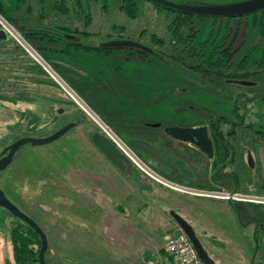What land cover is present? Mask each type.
<instances>
[{"label":"rangeland","instance_id":"obj_1","mask_svg":"<svg viewBox=\"0 0 264 264\" xmlns=\"http://www.w3.org/2000/svg\"><path fill=\"white\" fill-rule=\"evenodd\" d=\"M1 1L6 5L0 6V20L42 61L15 33L0 42V152L21 137H46L74 123L50 143L23 144L0 171L6 198L47 237L45 262L163 261L166 238L177 230L169 215L174 211L194 228L209 257L221 259L218 264L235 258L264 264V203L231 199L241 194L264 200V11L218 20L177 15L148 0H130L133 15L121 9L123 0H76L81 10L74 0ZM64 4L68 12L62 14ZM32 22L88 33L79 42L90 47L138 42L168 64L135 48L95 50L17 29ZM238 48L232 66L214 67L218 56L229 59ZM232 74H247L254 84L230 81ZM218 117L226 121L220 125L223 134L233 125L235 134L228 139L232 161L228 155L215 169L213 159L190 153L185 144H169L162 129L147 127L199 124L210 130ZM103 123L134 153L135 163L120 155V166L115 165L97 147L93 136L106 137ZM170 155L198 163L191 186L161 173ZM29 229L0 207V264L15 260L13 233L29 238ZM31 240L28 248L38 251L39 237Z\"/></svg>","mask_w":264,"mask_h":264},{"label":"water","instance_id":"obj_2","mask_svg":"<svg viewBox=\"0 0 264 264\" xmlns=\"http://www.w3.org/2000/svg\"><path fill=\"white\" fill-rule=\"evenodd\" d=\"M154 4L161 5L163 7L175 10L177 12L185 13V14H193V15H201V16H212V17H237L244 16L259 12L264 10V0H242L233 3L227 4H175L169 2L167 0H148ZM22 29L24 31H42L48 32L51 34L58 35L60 37L69 39L71 36L62 31H58L56 29L46 27V26H38V25H26L23 26ZM8 35L5 31L0 29V42L8 40ZM105 48L113 47V48H137L142 51H149V48L133 41H115L108 44L102 45ZM241 85L249 86L254 83L251 81H240L238 82ZM74 126L73 122H69L64 126L60 127L50 135L42 138L35 137H21L7 147L2 149L0 152V171L4 170L11 162L16 151L26 143L31 145H44L50 143L63 134H65L69 129ZM149 128L153 129H162L163 133L168 137H171L175 140H179L181 142H187L195 147H197L202 153L206 154L207 157L211 158L213 155V146L211 139L208 136L207 126L200 125L196 127L191 126H177V125H166L164 126L162 123H156L153 125H147ZM93 140L96 143L97 147L102 151V153L108 157L115 165H119L120 162V154L118 150L102 135H94ZM248 161L252 166V159L249 155ZM0 207L8 211L10 215L15 218H18L26 225H28L39 237L40 247L38 250V263L39 264H47L44 260V253L47 250L48 243L47 237L42 231V229L27 215L21 212L12 202H10L3 191L0 189ZM177 227L182 230L186 236L189 238L192 243L197 256L202 264H212L213 260L209 257L208 253L200 243L194 228L179 214L174 211H170L169 214Z\"/></svg>","mask_w":264,"mask_h":264},{"label":"trees","instance_id":"obj_3","mask_svg":"<svg viewBox=\"0 0 264 264\" xmlns=\"http://www.w3.org/2000/svg\"><path fill=\"white\" fill-rule=\"evenodd\" d=\"M75 2V5L77 6V9L81 10V4H79V2H76V0H74ZM131 2L130 0H123L122 1V4H123V7L121 8L125 13H128L129 15H133L131 14ZM154 4V3H153ZM65 5V4H64ZM156 5L157 7H160V8H164L168 11H171V12H174L176 13L177 15H181V16H188V17H198V18H211V19H218V20H221V19H241V18H244V17H248V16H254L256 17V15L258 13H263L264 10H261L259 12H256V13H253V14H249V15H244V16H237V17H212V16H201V15H193V14H185V13H181V12H177L175 10H172V9H169V8H166V7H163L161 5H157V4H154ZM56 11V9H55ZM62 14H65L68 12V8L66 7V5L63 7L62 9ZM86 23H89V18H88V15H86ZM23 26H26V25H19L17 26V29L19 31H21L22 33H25L26 36H30V37H38V38H41L43 39L44 37L45 38H52V37H56L58 39H62V40H65L67 42V44H71V45H79V46H82L84 48H93L95 50H100V49H109L110 47L108 48H105L103 46H98V47H90V46H87L85 44H82V42L80 41L79 42V39L81 38H86L89 34L88 33H85V32H78V31H69L68 28L64 27V28H59L57 30L59 31H62L64 33H67L69 34L71 37L69 39H66V38H63V37H60L58 35H55V34H51V33H48V32H42V31H34V32H30V31H24L22 29ZM176 26V25H175ZM173 26V27H175ZM55 29V28H54ZM226 29V27H225ZM260 31L264 33V28L261 27L260 28ZM70 32H74V33H70ZM227 33V29L225 31ZM235 39V36L232 38V42L230 44V46H228L227 48H225V52L229 51V49L231 48L232 49V46H233V40ZM149 48V47H148ZM112 49V48H111ZM128 49V48H127ZM238 49L236 50H233L232 51V54L230 55L229 59L227 58H216L214 60V67L217 68L219 66H222L223 64H227L230 62V66H232V59H233V55L237 52ZM149 51L152 52L153 54H150V55H153L154 57L158 58V59H161V60H164L166 61L165 63L168 64V61L167 59H164L160 54H158L156 51H154L153 49L149 48ZM264 52V51H263ZM193 57H195V55H193ZM226 57V56H224ZM212 58H215V54L213 55ZM248 61V60H247ZM247 63V62H245ZM246 65V64H245ZM240 64H238L237 66L235 67H239ZM218 69V68H217ZM235 69V68H234ZM235 75V74H234ZM233 74L230 76L229 80L230 81H235V82H240V81H249L250 79L246 78L247 74H244L242 75L241 77H235ZM234 114L237 115V109L235 107V111H234ZM222 123H226V121H224L222 119V117H218L216 122L214 124H212V126L209 128V132H210V138L212 140V143H213V154H214V157H213V160H212V168L215 169L216 166H219V165H223L224 164V159L226 157H228L231 149H232V145L229 143V138H233L234 137V134H235V126L233 125L232 128H229L227 130V132H225L226 136L223 134V132L221 131V127L220 125ZM242 124V123H240ZM164 126H166L167 124H163ZM199 125V124H197ZM247 127L250 129L251 128V124L247 125ZM231 161V160H230ZM31 229V228H30ZM29 229V238L27 237H22L19 235L18 232H15L13 233L12 235V238H13V253H14V263L15 264H39L38 263V251L34 252L33 249L31 248H28V245L31 244L32 240L31 238L32 237H37L38 235L31 229ZM169 258L168 256L165 254V257L163 259V262L164 261H167Z\"/></svg>","mask_w":264,"mask_h":264},{"label":"built area","instance_id":"obj_4","mask_svg":"<svg viewBox=\"0 0 264 264\" xmlns=\"http://www.w3.org/2000/svg\"><path fill=\"white\" fill-rule=\"evenodd\" d=\"M1 22L2 23L0 25L2 27H0V29L5 31L9 37H11L13 33L19 36L18 31L15 30L10 24L6 23L5 21L4 22L1 21ZM19 39H20L19 41L22 42L31 51V53L33 52L32 57L35 58L38 63H39L38 60L42 61L41 57L35 51H33V49L24 41L23 38L19 36ZM99 126L105 132L104 133V135L106 136L105 138H107L108 141L118 150L119 154L122 157L126 158L127 160H131L132 162L135 163L136 157L134 153L121 142V140L118 138L115 132L112 129H110L108 126H106L104 123ZM139 168L143 172L147 173L146 171H144L142 166H139ZM229 197H225V198H229ZM237 197H245V196H242L241 194H237L236 196L231 195V199L236 200ZM245 198H251L254 200H263V198H257V197H245ZM164 252L169 258L167 261L164 262L153 261V262H149V264H202L189 238L180 229H177L175 232H173L170 236L166 238L164 244Z\"/></svg>","mask_w":264,"mask_h":264},{"label":"crops","instance_id":"obj_5","mask_svg":"<svg viewBox=\"0 0 264 264\" xmlns=\"http://www.w3.org/2000/svg\"><path fill=\"white\" fill-rule=\"evenodd\" d=\"M4 3H5L4 1L2 2L0 0V6H2V8L6 5V3L5 4ZM28 25H37V23L32 22V23H28ZM148 129H149V127H148ZM165 138L168 140L169 144L170 143L172 144L173 142L185 144V143H182V142L175 140L171 137H168L167 135H165ZM186 146H189V145H186ZM188 151L190 153L195 152V155H198V153H199L198 150L194 149L193 147H190V149H188ZM170 156H174V157H171L170 159H166L165 165L163 167H165L167 170L166 171L163 170V171H161V173H164V175L168 179H172L173 181H176V182L182 183V184H184V182H185L186 183L185 185L191 186L192 185L191 182H195V180H196L195 177L198 176V173L196 171L198 163L197 162H194V163L191 162L192 160H189V158L186 160H182V159H177L180 157H177L175 155H170ZM207 187H212V186L207 185ZM211 259L216 264H218L221 261L220 258H218L216 256H212V255H211ZM9 262H10L9 264L14 263L13 261H9ZM228 262H226V263L224 262V264H229ZM231 264H248V263H246L244 260H242V258H235Z\"/></svg>","mask_w":264,"mask_h":264},{"label":"flooded vegetation","instance_id":"obj_6","mask_svg":"<svg viewBox=\"0 0 264 264\" xmlns=\"http://www.w3.org/2000/svg\"><path fill=\"white\" fill-rule=\"evenodd\" d=\"M137 49V48H136ZM138 51H140V52H142V53H147V54H153L152 52H144V51H142V50H140V49H137ZM177 126H185V125H177ZM191 127H196V126H200V125H190ZM188 127V126H187ZM208 128V127H207ZM208 130V129H207ZM208 136H209V138H210V132H209V130H208ZM211 139V138H210ZM179 141V140H178ZM181 142V141H180ZM211 142H212V140H211ZM182 143H185L186 145H189L190 147H193L194 149H196V150H198V152L200 153V154H202V155H204L205 157H207L206 156V154H204V153H202L197 147H195V146H193V145H191V144H189V143H187V142H182ZM212 146H213V143H212ZM213 157H214V154L212 155V157L211 158H209V157H207L208 159H213ZM232 155H229V159L232 161ZM220 177V176H219ZM219 178H216V179H214L215 181L216 180H218ZM181 186H185V187H188V185H185V184H182V183H179ZM172 185H174V186H176V187H180L179 185H176V184H172ZM236 186V185H235ZM237 187V186H236ZM204 188V187H203ZM208 188V187H207ZM209 189V188H208ZM210 192V191H209ZM257 203H259V202H257ZM5 210V209H4ZM8 212V211H7ZM199 239V238H198ZM199 241H200V239H199ZM200 243H201V241H200ZM202 244V243H201ZM202 246H203V244H202Z\"/></svg>","mask_w":264,"mask_h":264},{"label":"bare ground","instance_id":"obj_7","mask_svg":"<svg viewBox=\"0 0 264 264\" xmlns=\"http://www.w3.org/2000/svg\"><path fill=\"white\" fill-rule=\"evenodd\" d=\"M170 188H178V187H174V186H170L168 185ZM179 189V188H178ZM218 197V196H217ZM222 196L218 197V198H221ZM225 198V197H224ZM237 201H248V202H253V203H264V200H254V199H251V198H245V197H237L236 198Z\"/></svg>","mask_w":264,"mask_h":264},{"label":"clouds","instance_id":"obj_8","mask_svg":"<svg viewBox=\"0 0 264 264\" xmlns=\"http://www.w3.org/2000/svg\"><path fill=\"white\" fill-rule=\"evenodd\" d=\"M177 229H179V228L177 227Z\"/></svg>","mask_w":264,"mask_h":264}]
</instances>
